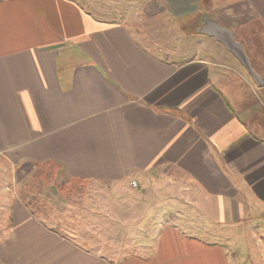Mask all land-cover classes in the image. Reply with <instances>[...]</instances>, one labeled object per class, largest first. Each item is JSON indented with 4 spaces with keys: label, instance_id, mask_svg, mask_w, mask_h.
<instances>
[{
    "label": "crops",
    "instance_id": "1",
    "mask_svg": "<svg viewBox=\"0 0 264 264\" xmlns=\"http://www.w3.org/2000/svg\"><path fill=\"white\" fill-rule=\"evenodd\" d=\"M135 2L142 23L164 16L167 37L175 33L187 47L139 30L109 0H0V165L25 173L20 181L44 168L69 183L105 186L109 198L121 188L132 203L157 197L140 207H101L121 214L125 230L159 211L161 198L200 211L209 205L220 229L264 222V0ZM205 16L233 31L261 86L219 42L189 32ZM94 195L98 212V190ZM173 205L159 212L152 237L138 229L149 243L131 242L123 252L98 244V225L91 247L72 226L14 201L0 228V264L236 259V252L181 233L184 211Z\"/></svg>",
    "mask_w": 264,
    "mask_h": 264
},
{
    "label": "rangeland",
    "instance_id": "2",
    "mask_svg": "<svg viewBox=\"0 0 264 264\" xmlns=\"http://www.w3.org/2000/svg\"><path fill=\"white\" fill-rule=\"evenodd\" d=\"M109 1L112 3V7H114L117 14L122 16L131 15L135 20L133 23L135 25L138 24L137 28L139 30L150 29L163 33L167 37L166 33L169 32L170 24L164 16L142 23L139 18H143L144 15L140 7H138L137 2H135L136 4H132L131 0H125L126 4H121L120 0ZM200 25L201 23L199 22L198 25L194 23L188 28L189 32H196ZM167 41L172 45L187 47V44L184 43L180 36L176 39L175 33L169 34ZM21 174L25 175L23 172L14 174L9 166L5 168L0 165V204H5L6 206L4 210L0 209L1 229L8 225L9 208L14 201H18L28 204L33 209H37L40 216L48 222L57 223L56 225L61 227L65 225L72 226L70 230L72 234L77 239L86 240L91 247H95L93 239L96 238L94 234L97 232L95 228L98 225V238H96L98 244L103 246L106 243L115 244L118 248L121 247L123 252H129L133 247L130 246L131 242L149 243L148 238L150 237H145L141 230H138L140 226L148 228V234L152 237L161 228L156 223L157 217L160 215L159 212L161 213L166 207L174 204L171 199L161 198L162 205H160L159 211L140 215L142 217L140 222L142 223L135 224L129 227L128 230H125L128 226L126 221H122L124 217L121 214H111L109 211L100 210L101 207L108 208L117 205L126 207L128 205L131 206V204L140 207L154 204L157 201V197L135 200L132 203L122 188L118 190V193H115L117 196L114 194L113 197L112 194V198H109L105 194L108 193V188L105 186L98 185L96 189L88 183H69L68 181L55 178L53 173L44 168H36L34 171L28 173V176L22 181H20ZM95 190H98V212L94 197ZM172 207L181 208L184 211L179 216V230L181 233L186 236L193 235L203 238V240L205 239L209 243H216L224 248L227 255L236 252L238 256L236 259L231 258L230 264H264L263 221L256 220L241 228L220 229V227L212 223L214 215L209 205L202 207L201 211L199 206L192 208L184 205L182 202H176ZM167 221L169 222L168 218H166L165 222ZM113 222H119L121 224L120 227L111 230L109 225ZM61 230L66 233L68 232L67 229ZM110 232L115 233V239H109L110 236L108 235H110Z\"/></svg>",
    "mask_w": 264,
    "mask_h": 264
},
{
    "label": "water",
    "instance_id": "3",
    "mask_svg": "<svg viewBox=\"0 0 264 264\" xmlns=\"http://www.w3.org/2000/svg\"><path fill=\"white\" fill-rule=\"evenodd\" d=\"M196 33L212 37L219 42L247 71L252 81L261 86L262 79L251 66L243 45L238 42L232 30L218 24L213 18L205 16Z\"/></svg>",
    "mask_w": 264,
    "mask_h": 264
},
{
    "label": "built area",
    "instance_id": "4",
    "mask_svg": "<svg viewBox=\"0 0 264 264\" xmlns=\"http://www.w3.org/2000/svg\"><path fill=\"white\" fill-rule=\"evenodd\" d=\"M131 185H135V181H132V182H131Z\"/></svg>",
    "mask_w": 264,
    "mask_h": 264
}]
</instances>
